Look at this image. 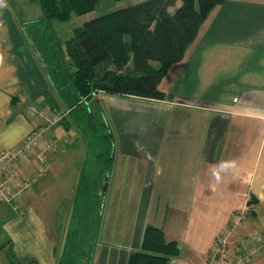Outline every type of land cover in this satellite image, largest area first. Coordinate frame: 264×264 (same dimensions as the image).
Segmentation results:
<instances>
[{
  "label": "crops",
  "instance_id": "crops-1",
  "mask_svg": "<svg viewBox=\"0 0 264 264\" xmlns=\"http://www.w3.org/2000/svg\"><path fill=\"white\" fill-rule=\"evenodd\" d=\"M26 3L0 0V149L18 146L41 124L27 112L29 104L63 114L65 121L75 104L87 100L72 104L63 93L59 109L54 108L50 93L57 85L56 65L40 23L29 21L34 7ZM158 88L166 98L93 93L89 105L99 106L98 124L106 126V134L99 136L90 123L87 137L93 149L88 155L85 145L79 151L77 145L66 147L73 143L65 139L72 130L69 121L45 135L59 147L51 165L59 170L73 159V171L79 174L73 190L89 200L95 213L91 216H126L122 250L106 247L105 237L114 236L112 229L106 230L100 243H90L96 258L93 253L89 259L86 249L83 264H102L107 252L115 255L107 264H126L129 254L140 248L147 225L177 242L179 255L167 264H217L210 261L209 250L243 210L252 216L235 232L234 247L248 233L264 232V216H258L264 212V0H226L216 7ZM75 133L82 145L85 132ZM80 151L82 164L74 161ZM38 163L33 154L21 173L33 165L32 173ZM27 193L23 213L7 219L4 232L18 260L57 264L58 240L41 217L56 216L57 211L48 204L37 211ZM75 197L72 215L80 199ZM0 264H9L1 251ZM244 264H264V250Z\"/></svg>",
  "mask_w": 264,
  "mask_h": 264
},
{
  "label": "trees",
  "instance_id": "trees-1",
  "mask_svg": "<svg viewBox=\"0 0 264 264\" xmlns=\"http://www.w3.org/2000/svg\"><path fill=\"white\" fill-rule=\"evenodd\" d=\"M38 1L47 21L64 22L94 12L100 0ZM225 1L197 0L196 5V0H144L84 21L66 41L75 102L88 101L96 92L166 98L158 83L169 66L183 58L202 22ZM3 209L4 214L10 211ZM5 218L0 216V222ZM5 238L0 248L8 245L9 264H38L34 258L18 260L12 240ZM178 255L176 241H167L161 228L147 225L140 248L129 254L126 264H167Z\"/></svg>",
  "mask_w": 264,
  "mask_h": 264
},
{
  "label": "rangeland",
  "instance_id": "rangeland-1",
  "mask_svg": "<svg viewBox=\"0 0 264 264\" xmlns=\"http://www.w3.org/2000/svg\"><path fill=\"white\" fill-rule=\"evenodd\" d=\"M27 1L29 2V5L34 7V12L31 14L32 18H30L29 21L33 22L34 24H36L37 22L40 23L42 33H44L46 36V43H48V45L50 46L51 56L56 65L57 72L55 75L58 77L55 78V80L57 82V85L52 88V92H54V94L50 93V97L51 103H54L55 105L54 108L58 110L59 103L57 104V102L60 101V99H63L61 97V94L65 93L68 99L72 100V104L74 101V96L72 95L73 93L70 83V75L73 71V67L70 64V59L66 51V41L74 35L75 28L81 26L84 21L96 15H99L107 10L125 7L144 0H100L94 12L82 16L72 15L67 21L64 22L57 20H52L50 22L47 21L45 16L39 11V1L26 0V2ZM196 5H198L197 0ZM171 10H173V8ZM168 80L169 78L167 74L164 80L165 84ZM50 84L51 86L53 84L51 77ZM90 103L91 101L84 100L81 105L75 104L74 110L67 115L65 121L62 120L63 122L61 121V123L58 124V126H63L64 123H68V121L70 122L72 130L71 133L69 132L66 134L65 139H72L73 143L66 144V147L69 149L73 147V145H77L79 151L83 147V145H85L87 155L90 154L91 150L93 149L90 148V146L88 145L90 138L87 137L92 132L90 123H92V127L94 129L96 128V133L99 136L106 134V126H100L98 124L99 122H102L100 117L101 110L99 109V106L93 102L92 106H90ZM63 108L65 110V107ZM75 131H77L78 133L85 132V137L82 138L84 139L82 145L81 140L75 138ZM68 143L70 142L68 141ZM81 152L82 151L76 154V158H74V161H76V163L78 164H82L80 162H82L84 159V157L80 155ZM56 154H58V152ZM89 159L90 157L88 158V161ZM32 167L33 165L27 167L26 171L24 173H21V178L23 180L26 178V176H28ZM50 167L51 171L48 172V169H46L43 173H41L38 177L34 178L29 183V187L27 190L28 193L26 195L28 196L31 205L35 209H37V211L42 212V207L44 206V204L50 205V208H54L57 211L56 216H41L43 219H45L46 225L55 234V238L58 240L57 246L55 247L56 258L58 259L57 264H83V262L86 260L83 251L88 249L89 252L88 254H86V256H88L90 259L94 253V249L92 251V246H90L91 241L96 240L97 243H100V240L102 241V234L106 230L112 229L114 231V236L108 235L107 237H105L104 241L108 243L106 247L110 249L115 248L117 250H122V246L125 245L124 241L126 242V240H124L123 236L121 235V231L123 230V225L126 224V220H124L126 216H91L95 213L93 212L94 209H92L91 204L88 202L89 200L85 199L84 197L81 198L80 195H82V193L78 194V190H73L74 181L78 180L79 177L78 170L73 171V159H71L69 162L64 161L59 170L57 166L53 164ZM36 168L39 172L43 171V168L40 163L36 165ZM67 185L69 186V188H67ZM75 195V198L80 197V199L74 211V215H72L71 209L73 208V204L75 201V199L73 198ZM62 199L63 203L59 206V201H61ZM0 206L2 207V205ZM85 207L87 208V211ZM12 212L4 214L6 215V220L12 219L15 215H19L16 212ZM78 212L80 213L78 214ZM245 215L252 216L250 214ZM258 216H264V212H262L261 215ZM4 222H0V243L6 241L7 238L5 237L9 238V236L4 232L3 229ZM249 234L253 233H248L247 235ZM235 237L236 234H233L229 247V250H232L230 252L234 251L233 248L235 245ZM244 238L245 237H243L242 239ZM4 245V248H0L1 256H3L5 260L9 262L5 255L8 249L6 246L8 245ZM236 247L238 248V245H236L235 248ZM98 250L99 246H97V249L95 251ZM107 253L108 254H104V256H102L101 258L102 264H107L111 260L112 255L115 257L114 254H111L110 252ZM97 254V252L94 253V258H96ZM216 261L217 262L215 263L217 264H220L221 262V260L219 259H216ZM93 264L97 263L94 262Z\"/></svg>",
  "mask_w": 264,
  "mask_h": 264
},
{
  "label": "built area",
  "instance_id": "built-area-1",
  "mask_svg": "<svg viewBox=\"0 0 264 264\" xmlns=\"http://www.w3.org/2000/svg\"><path fill=\"white\" fill-rule=\"evenodd\" d=\"M27 112L37 115L41 124L29 132L23 141L12 149H0V205H7L13 212L22 214V199L27 192L29 183L43 173L52 163V154L58 150L56 143L45 140L47 131L58 125L64 118L63 114L48 108H40L33 102L28 105ZM69 141V140H68ZM48 152L51 153L48 156ZM35 154L43 171L34 169L27 179L21 178V172L30 164L31 156ZM246 210L233 216L228 226L216 236L209 250L211 262L221 260L220 264H244L264 250V232L253 233L239 241L238 248L229 250L233 234L242 226L246 219ZM264 225V218H263Z\"/></svg>",
  "mask_w": 264,
  "mask_h": 264
}]
</instances>
